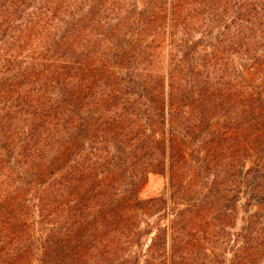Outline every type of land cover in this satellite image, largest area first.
I'll list each match as a JSON object with an SVG mask.
<instances>
[{
    "label": "trees",
    "instance_id": "obj_1",
    "mask_svg": "<svg viewBox=\"0 0 264 264\" xmlns=\"http://www.w3.org/2000/svg\"><path fill=\"white\" fill-rule=\"evenodd\" d=\"M0 264H264V0H0Z\"/></svg>",
    "mask_w": 264,
    "mask_h": 264
},
{
    "label": "rangeland",
    "instance_id": "obj_2",
    "mask_svg": "<svg viewBox=\"0 0 264 264\" xmlns=\"http://www.w3.org/2000/svg\"><path fill=\"white\" fill-rule=\"evenodd\" d=\"M166 186V179L157 176L151 175L148 178L146 185L144 186L141 192L142 199L156 198L162 194Z\"/></svg>",
    "mask_w": 264,
    "mask_h": 264
}]
</instances>
